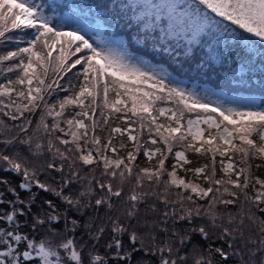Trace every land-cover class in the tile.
<instances>
[{"label":"snow or ice","instance_id":"snow-or-ice-1","mask_svg":"<svg viewBox=\"0 0 264 264\" xmlns=\"http://www.w3.org/2000/svg\"><path fill=\"white\" fill-rule=\"evenodd\" d=\"M64 7L69 11L57 24L32 0H0V75L17 73L14 80L5 75V83L0 84V97L7 100L0 98V113L22 121L13 125L0 121V172L21 178L13 187L0 176L5 189L0 191V205H8L0 207V264H109V260L133 264L136 253L149 258L144 264H189V259L192 264H215L213 253L222 264L230 257L238 258L239 264H264V217L257 215L264 213V178L245 167L257 157L264 161V108L257 109L253 100L243 107L231 106L236 103L231 98L213 102L209 92L202 95L183 87L165 67L222 73L229 79L217 87L235 83L232 91L255 88L253 74L259 69V86L264 89V0H104ZM85 7L89 12L92 7L102 10L127 30L129 40L106 39L101 25L81 23L78 15ZM25 29L34 30L26 41L9 34ZM8 42L15 43L14 50H8ZM130 46L134 47L130 50ZM233 52L239 53L238 58ZM5 62L10 63L5 66ZM73 69L78 83L62 85L60 81ZM50 73L56 79L49 82ZM16 86L24 87L17 91ZM57 89L68 95L49 104L46 97ZM163 102L175 106H158ZM70 107L80 111L70 112L68 118L65 111ZM98 107L107 110L100 112L101 124ZM40 108L47 109L52 122L30 131L25 113ZM193 113L195 118L185 119ZM114 114L124 121L122 126L110 125ZM60 118L66 127H61ZM102 125L110 127L103 141L97 134ZM145 128L147 139L142 135ZM125 136L132 148L121 157L118 153L127 144L118 138ZM149 143L163 147H145ZM178 143L185 150L211 154V171L208 164L185 169L197 177L202 174L206 187L177 176V167L190 163L185 151H176L172 170L166 168ZM17 144L26 147L27 156L16 150ZM141 152L155 163L139 168ZM216 155L227 157V163L220 161L224 175L219 177ZM41 159L44 163L37 164ZM85 166L89 175L82 176ZM53 172L59 180L52 177L51 184L41 180ZM77 184L80 189L73 191ZM21 191L28 193L27 199ZM41 192L51 193L61 204L45 199L33 214ZM6 194L13 198L5 199ZM238 204L236 212L227 211ZM89 211L94 216L83 223L70 215L83 218ZM26 216H31L30 231L22 232L29 222L19 218ZM197 219L206 223L195 225ZM62 220V230L51 227ZM182 222L193 226L178 227ZM81 228L90 248L81 243L82 236L77 238ZM252 228L255 236L245 237V229ZM209 229L219 230L217 238L230 251L217 247L210 248L208 256L195 249L182 255L193 234L208 240ZM102 240L105 252L100 255Z\"/></svg>","mask_w":264,"mask_h":264},{"label":"trees","instance_id":"trees-1","mask_svg":"<svg viewBox=\"0 0 264 264\" xmlns=\"http://www.w3.org/2000/svg\"><path fill=\"white\" fill-rule=\"evenodd\" d=\"M49 1V0H47ZM46 1V2H47ZM53 1V3L58 4V7H54L53 4L50 5V7H48V5H45L44 2L42 1H38V0H32L33 4L35 5H39L42 10L44 11V13L46 15L52 16L54 19V23H59L60 22V18H62L65 13H67L69 11L68 8L64 7V4L62 2L59 1ZM104 0H78V2H76L75 4H81V5H96V4H100L103 3ZM78 19H80L81 23L86 24V25H96L99 24L102 26V33L101 35L106 38V39H115V40H119V39H123L125 41L129 40V34L127 32L126 29L120 27L119 24H117V22L112 19L111 17H105V14L102 10L97 9L96 7H92L91 12L88 11L87 7H85L84 11L82 14L78 15ZM34 30H30V29H25L23 31H18V33L16 34L17 37H19L22 40H28L32 38V33ZM13 43V42H12ZM13 45H15V43H13ZM21 46H26L24 44H21ZM134 46H130V50L131 48H133ZM233 56L234 58H238L239 53L237 52H233ZM149 58V57H146ZM10 62H5V66H7V64ZM79 67V66H78ZM167 71L171 72L172 76L175 78L176 81L182 82V86L183 87H187L190 89H195L196 91L200 92L202 95L205 92H209L210 94V98L211 100L214 102L217 99L220 98H231L232 100L236 101V103H233L231 106L233 107H243L245 102H247L248 100H253L255 102V107L257 109H261L264 108V89H261L259 84H260V70L257 69L254 71L253 74V80L252 83L254 85H256L255 88H252L251 91H232L231 89H235L237 88V85L235 83H232L231 85H226L224 87H217V85L220 84H225V82L229 79V77L225 76L222 73H204V72H196V71H173L171 67H168L167 65H165ZM0 72H2V69H0ZM75 72L76 69H74V78L75 81H77V78L75 76ZM5 75L11 79H16V78H12L10 73H6L4 75H0V84L5 83ZM83 77H80V80H82ZM78 82V81H77ZM67 84V83H66ZM21 87L24 86H16L17 91L20 90ZM251 87V86H250ZM211 93H215L214 95H211ZM110 97H113V94L110 93ZM15 98V97H14ZM60 98L62 99V95L61 92L55 91L54 93L51 94V96L49 97V100L51 102H56L57 99ZM26 102V101H25ZM158 106H163V107H174L175 105L167 103V102H163L158 104ZM56 110H59V105H56ZM73 111H80L79 108H73L70 107L67 109L68 114L70 112ZM105 113H107V110H104ZM0 115H2V113H0ZM119 114H114L111 121H110V125L111 126H122L124 124V121L116 119V116ZM130 115V114H129ZM189 116H191L192 118H195V114H186L185 119H187ZM28 120L31 121V128L30 129H36L37 126H41L43 123L47 122V123H51L52 122V118H46L45 115V110L43 109H37V111L34 113V115L32 117H27ZM133 120H135V117H132ZM161 122H166L164 120L163 117L160 118ZM0 121H4L6 122L8 125H13L16 123H11L9 121H11L8 117L0 116ZM22 121H19L20 124ZM59 122V121H58ZM86 123H90L89 121H85ZM98 124H101V118L100 121L97 122ZM61 124V123H60ZM61 127H65L61 124ZM134 128L138 129V124H133ZM202 127H206V126H202ZM3 130V125H0V131ZM110 131V127L108 126H103L101 128L97 129V134L101 137L102 141L105 140L108 136V133ZM41 132H42V128H41ZM15 132L13 131L11 133V135H14ZM60 134V133H57ZM91 131L89 132V137L91 136ZM62 135V134H60ZM143 138L147 139L148 138V130L147 128L144 129L143 132ZM253 139H257V136L254 134ZM118 142H123L127 144L126 148L120 149L118 155L123 157L126 152L128 150H131L132 148V142L127 141V137H123V138H118ZM83 143V142H82ZM237 144H239V141H236ZM3 145H0V148H2ZM63 147V146H61ZM145 147H151V148H155V147H163L162 144H157V145H151L146 144ZM16 150L19 151L20 153H22V155L27 156L28 152L27 149L24 145H20L17 144L16 145ZM176 151H185V154L188 158V160L190 161V163L188 164H184L183 168L177 167L176 171H177V176L184 178L186 181L191 180L194 183L200 184L201 186H207L204 181H203V175L201 174L199 177L196 176V174L194 172L191 171H185V169H194L197 167H201L204 164H208L209 167V171L212 170L211 166H212V159H211V154H205L203 152L201 153H195L193 151H188L185 150L183 144H176L173 147V154L169 155L167 161L165 162L166 164V168L171 171L172 170V165L176 163L175 158H174V153ZM108 155L112 158H115L113 156V154L111 152L108 153ZM221 159H224L225 162L227 163V157H221L219 155H216L215 158V173L216 176H222L224 175V173L221 171V165H220V161ZM236 160L239 159V154H237V156L234 158ZM37 164H43L44 160L41 159L39 161H36ZM137 165L139 168H146V167H150L151 164H154L155 161L149 162L148 159L142 154L138 155L137 157V161H136ZM256 164H261L262 166L260 168H256ZM245 167H250L251 171L253 173V175L255 176H259L261 178H264V161H262L259 157L255 158V159H251L249 161V163L247 165H245ZM81 175L82 176H87L89 175V166H85L83 168H81ZM96 175L99 176V172H96ZM0 176H3L5 179L9 180L12 184L13 187H17L19 182H20V177L16 176L13 173H4V172H0ZM52 177H55L56 180H59V174L58 173H51L50 176H41V180H47L48 183H53ZM80 189V185L77 184L73 187V191H77ZM4 186L0 185V191H4ZM17 190H19L17 188ZM36 189H33V192H35ZM175 191H178L177 189H173V193H175ZM249 194L252 195V190L251 188L248 189ZM21 197L24 199H27L28 197V193L21 191ZM13 197L11 196V194H6L5 199L7 200H11ZM227 198V197H226ZM45 199H51L53 200L54 203H56L57 205H60L61 202L51 193H44L41 192L38 199L36 200V203L33 205L32 208V212L33 214H35L36 212L40 211L41 209V205L43 200ZM201 203H204V201H201ZM0 207L7 209L8 205L4 204V205H0ZM239 207V204L236 206H228L227 211L228 212H236L237 209ZM61 211H63V208L61 207ZM218 211L220 212H224V207L223 206H218ZM100 216L103 217L105 215V209L101 208L100 209ZM145 209L142 206L141 207V215H145ZM71 216H73L76 219H80L81 223H83L84 220L89 219L90 217L94 216V213L92 212H86V214L84 215L83 218H81L79 216V214H75V213H71ZM149 218H151L150 214ZM258 216H262L264 217V213H257ZM21 222L23 221H28L29 222V227H22L21 231L22 232H28L30 231V221H31V216H26V217H20L19 218ZM133 224L136 223V221H132ZM201 223H206L205 221H201L199 219H197L196 221H194L195 225H199ZM247 223V222H246ZM63 220L59 222V224H55L52 225L51 227L55 228L56 230H62L63 229ZM193 225H189L187 222H182L180 225H178V227L180 228H191ZM48 227V226H46ZM42 231V230H41ZM210 231V238L208 240H204L202 237H200L198 234H193L192 238H191V243L189 245L188 251L186 253H182V255H188L189 253L193 252V249L196 250L197 253L202 252L205 256H208V250L217 248V247H221L224 248V250L226 251H230L228 249L227 244L218 239V231H212L211 229H209ZM251 235H253V233H250ZM249 234V235H250ZM77 238L79 239L81 236L83 237V239L81 240V243L88 245V247H91V242L89 241V237L87 235L84 234V229L81 228L77 231ZM163 234H161L162 237ZM105 239H107V237H105ZM125 243L127 244V239L125 238ZM237 247L240 246V241L237 240L236 242ZM98 252L100 255H103L105 252V247H104V240H102L100 242V247L98 249ZM96 253H92V255H95ZM143 257V253H136L133 255V264H144V260L145 259H149L148 257ZM212 259H214L215 264H222L221 262V258L219 257L218 254L213 253L212 254ZM109 264H113V262L111 260H109ZM189 264H192V260L189 259ZM223 264H239L238 262V258L236 257H230L228 259V261L223 262Z\"/></svg>","mask_w":264,"mask_h":264},{"label":"rangeland","instance_id":"rangeland-1","mask_svg":"<svg viewBox=\"0 0 264 264\" xmlns=\"http://www.w3.org/2000/svg\"><path fill=\"white\" fill-rule=\"evenodd\" d=\"M38 1H42V2H44L45 5H48V7H50L51 4H53V5H58V4H56V3H53V1H51V0H49V1H47V0H38ZM46 1H47V2H46ZM54 1H59V2H62L63 4H64V3H76V2H78V0H54ZM18 31H20V30H15L14 33H9V34H10V35H12V34L16 35V34L18 33ZM7 48H8V50H14L15 45H13L12 42H8V44H7ZM10 74H11L12 78H16V75H17L16 72H11ZM53 79H56V76H55L54 73H50V74H49V77H48V81L50 82V81L53 80ZM70 81L73 82V83H78L77 81H75V78H74V69L72 70V72H69L67 75H65L64 78H63V80L60 81V83H61L62 85H67ZM66 83H67V84H66ZM77 90H78V89H77ZM56 91L61 92L62 97L68 95V93L63 92V91H59L58 89H57ZM54 92H55V91H54ZM54 92H53V93H54ZM14 97H15V94H13V98H14ZM49 97H50V96L46 97L48 103H49V104H54V102H51V101L49 100ZM0 98H3V97H0ZM109 98L111 99L110 96H109ZM3 99L6 100V98H3ZM6 102H7V100H6ZM0 107H2V106H0ZM41 109L45 110V115H46L47 109H44V108H41ZM104 110H105V109H102V107H98V108H97V122L100 121V112H101V111H104ZM5 111H9V109H5ZM11 111H14V109H11ZM36 111H37V109H34L30 114H29V113H25V116H26V117H32ZM0 116L3 117V116H4L3 113H2V115H0ZM65 117L71 118V117L69 116L67 110L65 111ZM46 118L49 119V118H52V117H49V116L46 115ZM19 121H20V120H18V121H9V122H11V123H16V124H17V123H19ZM62 121H63V118H60L59 122H60L63 126H65L64 123H63ZM89 122H90V121H89ZM65 127H66V126H65ZM31 130H32V129H30V131H31ZM251 232L253 233V236H255L256 229H255V228H252L251 230H249V229H245V237L249 236V234H250Z\"/></svg>","mask_w":264,"mask_h":264}]
</instances>
